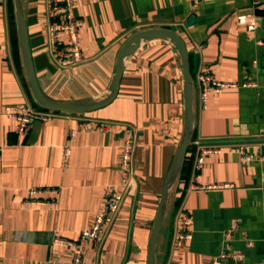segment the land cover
I'll use <instances>...</instances> for the list:
<instances>
[{"label":"crops","instance_id":"obj_1","mask_svg":"<svg viewBox=\"0 0 264 264\" xmlns=\"http://www.w3.org/2000/svg\"><path fill=\"white\" fill-rule=\"evenodd\" d=\"M47 0H21L28 45L42 92L60 102L104 98L117 53L134 32L166 27L189 52L195 91L194 131L188 170L173 185L155 247V264H228L264 260V17L251 0H75L79 37L88 56L64 68L50 53ZM264 9V0H258ZM260 9V8H259ZM249 15L255 28L246 30ZM180 57L168 39L141 41L124 60L115 98L86 112L50 110L19 134L5 105H35L22 66L13 0L0 8V264H72L55 235L75 238L99 211L103 189L130 178L118 213L103 240L87 253L94 264H145L149 234L163 182L183 126ZM208 71L235 83L209 93L203 106L196 76ZM247 80L253 82L244 85ZM43 109V108H41ZM104 125L101 129L99 126ZM134 149L128 170L120 165L128 137ZM71 148L67 162L63 147ZM207 153L199 169L195 161ZM251 155L244 159L241 155ZM231 183L230 187H208ZM39 191L29 195V189ZM182 212L191 239L174 245Z\"/></svg>","mask_w":264,"mask_h":264},{"label":"built area","instance_id":"obj_2","mask_svg":"<svg viewBox=\"0 0 264 264\" xmlns=\"http://www.w3.org/2000/svg\"><path fill=\"white\" fill-rule=\"evenodd\" d=\"M0 0V8H1ZM192 4H197L202 0H189ZM75 0H47L46 11L49 17V23L45 28L47 42L52 57L59 66L68 68L80 64L88 54L82 47L80 41V20L74 14ZM253 8H260L258 0H251ZM249 20L246 22V30L252 31L255 28V17L248 14ZM199 86V97L203 106L206 104V97L209 93H221L224 89L235 85L233 82L221 81L208 71H200L196 76ZM244 85L253 84L247 80ZM4 113L15 123L16 131L19 134H27L30 126L35 120H49L51 117L50 110L32 107L28 104H11L5 105ZM101 129L104 125L99 126ZM103 127V128H102ZM134 149V138L128 137L121 149L120 165L123 170H128L132 160ZM219 152V146L209 145L204 147L198 154L195 161V168L199 169L204 156L207 153ZM71 156V148L68 145L63 147V160L67 162ZM242 158H250L251 155H241ZM130 178L121 177L119 188L106 186L103 189L102 202L99 211L95 212L91 219V224L82 229L77 237L67 238L55 235L52 243L68 249L71 253L72 264H94L87 260V253L92 247L100 243L108 233L112 223L118 213L125 193L130 189ZM231 183L212 184L208 187H230ZM35 188L29 189V195L37 193ZM190 217L188 213L182 212L179 217L177 231L175 233L174 245L176 249H182L185 243L191 239ZM242 253L239 251L223 252L219 255V260H214L213 264H228L222 259H240ZM264 264V260L262 261Z\"/></svg>","mask_w":264,"mask_h":264},{"label":"water","instance_id":"obj_3","mask_svg":"<svg viewBox=\"0 0 264 264\" xmlns=\"http://www.w3.org/2000/svg\"><path fill=\"white\" fill-rule=\"evenodd\" d=\"M13 5L18 45L28 88L34 102L45 109L86 112L108 105L117 94L120 77L123 71L124 60L134 53L141 41L168 39L178 52L180 57L179 66L183 76V126L177 150L163 182L160 199L148 238L145 264H155V247L167 211L169 193L178 179L187 149L192 142L194 131L195 91L193 76L190 70L189 52L186 48L184 40L178 32L166 27L145 28L136 31L126 39L117 53L114 75L112 76L111 82L108 86V94L104 98L85 103L60 102L48 98L38 85L28 45V36L23 16L22 2L21 0H13ZM254 13L257 16L264 17V9H255Z\"/></svg>","mask_w":264,"mask_h":264},{"label":"trees","instance_id":"obj_4","mask_svg":"<svg viewBox=\"0 0 264 264\" xmlns=\"http://www.w3.org/2000/svg\"><path fill=\"white\" fill-rule=\"evenodd\" d=\"M35 103V102H34ZM35 105L36 106H38V107H40L39 105H37L36 103H35ZM40 108H43V107H40ZM43 109H45V108H43ZM189 149H190V146L188 147V149H187V152L189 151ZM186 152V153H187ZM188 158H187V156L185 155V159H184V161H183V164H182V168H181V171H180V174H179V176H178V178L180 179V178H183V176L186 174V172H187V170H188Z\"/></svg>","mask_w":264,"mask_h":264}]
</instances>
